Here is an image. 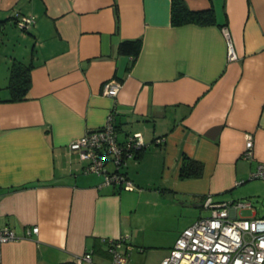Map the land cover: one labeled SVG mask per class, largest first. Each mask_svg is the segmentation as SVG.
<instances>
[{
  "label": "crops",
  "instance_id": "0c3cea01",
  "mask_svg": "<svg viewBox=\"0 0 264 264\" xmlns=\"http://www.w3.org/2000/svg\"><path fill=\"white\" fill-rule=\"evenodd\" d=\"M183 1L213 7L215 22L172 25L171 0H0V226L17 235L1 244L0 264H60L87 250L108 264L107 240L121 235L141 251L157 248L161 218L202 206L207 194L229 201L264 161V0ZM16 15L35 22L23 31ZM136 38L133 60L118 52ZM13 61L32 63L17 101L7 87ZM110 79L121 83L115 97L102 93ZM111 108L118 140L140 132L145 144L122 168L132 190L103 184L68 148ZM183 155L203 163L200 177H178ZM186 227L147 252L148 264Z\"/></svg>",
  "mask_w": 264,
  "mask_h": 264
},
{
  "label": "built area",
  "instance_id": "2783aa9c",
  "mask_svg": "<svg viewBox=\"0 0 264 264\" xmlns=\"http://www.w3.org/2000/svg\"><path fill=\"white\" fill-rule=\"evenodd\" d=\"M16 25L27 31L35 22L34 16L16 15ZM223 34L227 39L228 59H235L226 27ZM121 86L119 80L110 79L103 83L102 93L115 97ZM115 110L111 108L104 123L68 143L70 151L78 154L84 162L83 170L100 174L103 184H118L132 190L133 182L123 171L126 159L145 147L140 132L129 134L125 140L117 137L114 122ZM162 138H156L160 143ZM254 138L246 134L243 155L253 156ZM112 165V169L107 167ZM249 178L264 180V161L259 162L250 172ZM250 202L216 200L211 194L204 196L202 207L210 209L207 216H200L189 224L178 236L168 254L158 264H264V217H237V209L249 206ZM37 226L26 228V234L36 233ZM125 235L107 240L108 264H128L130 244ZM17 235L8 226H0V246L7 241L16 240ZM141 251V249H140ZM60 264H98L91 251L76 254L69 261Z\"/></svg>",
  "mask_w": 264,
  "mask_h": 264
},
{
  "label": "trees",
  "instance_id": "16d2710c",
  "mask_svg": "<svg viewBox=\"0 0 264 264\" xmlns=\"http://www.w3.org/2000/svg\"><path fill=\"white\" fill-rule=\"evenodd\" d=\"M213 7L202 10L189 9L183 0H171L170 22L172 25H180L188 22L209 24L215 22ZM141 48V39L122 40L117 47L119 53L130 55L132 60L137 56ZM32 63L24 64L13 61L9 68L7 87L10 91V101L25 99L30 86V69ZM144 147L135 152V158L140 156ZM203 173V163L199 160L183 155L178 172L180 179L197 178Z\"/></svg>",
  "mask_w": 264,
  "mask_h": 264
},
{
  "label": "rangeland",
  "instance_id": "374dc122",
  "mask_svg": "<svg viewBox=\"0 0 264 264\" xmlns=\"http://www.w3.org/2000/svg\"><path fill=\"white\" fill-rule=\"evenodd\" d=\"M15 41V40H14ZM13 42V40H12ZM123 165L122 168H124ZM227 199L233 202H250L249 206L240 207L237 209V217L243 218H262L264 217V180L259 178H248L233 189L227 192ZM210 209L202 206H195L194 203L188 204L184 211L175 216L161 218L155 226L154 234L162 238L161 246L148 247L144 251H140L138 247L132 246L130 249L128 264H148L146 257L147 252L157 251L166 245L172 238L175 237V229L178 227L188 226L196 218L207 216ZM151 235V232H148ZM159 245V244H158ZM150 262V261H149Z\"/></svg>",
  "mask_w": 264,
  "mask_h": 264
}]
</instances>
